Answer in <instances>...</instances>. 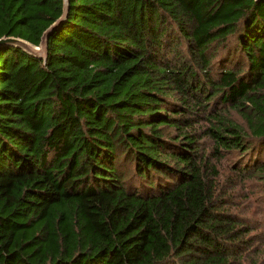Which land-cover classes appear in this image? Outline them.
<instances>
[{"label": "trees", "instance_id": "16d2710c", "mask_svg": "<svg viewBox=\"0 0 264 264\" xmlns=\"http://www.w3.org/2000/svg\"><path fill=\"white\" fill-rule=\"evenodd\" d=\"M63 7L0 0V39ZM225 155L264 180V0H69L46 60L0 46V264H244Z\"/></svg>", "mask_w": 264, "mask_h": 264}, {"label": "rangeland", "instance_id": "374dc122", "mask_svg": "<svg viewBox=\"0 0 264 264\" xmlns=\"http://www.w3.org/2000/svg\"><path fill=\"white\" fill-rule=\"evenodd\" d=\"M234 119L246 126L244 118L234 114ZM211 146V142H207ZM218 165L221 186L229 190L232 196L226 197L231 203L228 206L236 218L241 219L245 225L253 228L251 238L257 242L248 251L244 264H264V180L244 176L233 185L236 173L233 172L231 156L225 155ZM237 177V175H236Z\"/></svg>", "mask_w": 264, "mask_h": 264}, {"label": "water", "instance_id": "95a60500", "mask_svg": "<svg viewBox=\"0 0 264 264\" xmlns=\"http://www.w3.org/2000/svg\"><path fill=\"white\" fill-rule=\"evenodd\" d=\"M63 1H64V7H63L62 17L44 32L39 46H35L23 39L14 38V37L1 38L0 46L17 47L19 49H22L31 56H34L38 59L46 60L47 52H48L49 36L53 33V31L58 27L59 24H61L64 20L67 19L68 16L69 0H63ZM256 1H261V0H256Z\"/></svg>", "mask_w": 264, "mask_h": 264}]
</instances>
